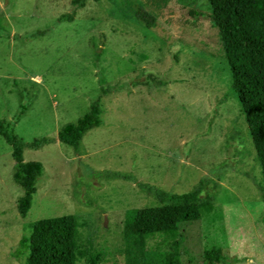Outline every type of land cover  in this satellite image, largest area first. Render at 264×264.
<instances>
[{"label": "rangeland", "instance_id": "rangeland-1", "mask_svg": "<svg viewBox=\"0 0 264 264\" xmlns=\"http://www.w3.org/2000/svg\"><path fill=\"white\" fill-rule=\"evenodd\" d=\"M71 7L0 0V119L26 143L53 138L23 148L24 161H40L43 171L20 216L22 189L0 135V264H23L13 253L25 223L62 214L76 215L94 259L76 264H123L124 211L158 204L135 181L181 193L199 179L202 193L211 191L200 217L173 234H145L147 260L163 264L178 239L183 264H205L199 255L213 246L227 261L208 264H264L260 166L205 0H86L72 20L57 21ZM148 74L163 84H130ZM101 85L112 89L101 95ZM96 98L100 125L77 150L60 142L59 128Z\"/></svg>", "mask_w": 264, "mask_h": 264}, {"label": "trees", "instance_id": "trees-1", "mask_svg": "<svg viewBox=\"0 0 264 264\" xmlns=\"http://www.w3.org/2000/svg\"><path fill=\"white\" fill-rule=\"evenodd\" d=\"M85 1L70 0L71 9L59 15L57 21L72 20L75 10L82 7ZM205 2L209 8L208 18L216 28L230 73V86L241 106L255 159L260 166L262 183L258 186V191L264 201V0ZM135 14L146 27H153L155 24L154 19L144 11L136 9ZM130 82L132 85L163 84L150 74L143 78H134ZM111 89V86L101 85L100 94L103 95ZM25 109L26 106L20 104L16 120ZM100 113L99 99L91 100L86 111L59 128L57 139L77 150L84 134L100 125ZM0 135L11 147L14 160L12 179L22 189V194L16 199V210L20 216H24L30 207L35 183L42 174L43 167L40 161H24L23 148H38L53 138L43 136L26 143L5 119H0ZM113 176L135 181L126 174ZM135 182L141 189L153 195L158 204L128 208L124 211L121 226L122 263L159 264L147 260L144 235L158 231L173 234L180 224L197 220L201 207L206 206L211 199V191L205 190L202 193L204 179H199L192 188L181 193L168 192L140 181ZM212 185L215 186L214 181ZM77 226L78 219L74 214L43 217L27 222L23 225L26 233L18 238L13 254L15 258L22 257L23 264H76L81 259L94 263L90 247L79 241ZM180 254V241L174 239L161 254L163 264H183ZM199 256L205 264L227 261V257L216 246L203 251Z\"/></svg>", "mask_w": 264, "mask_h": 264}]
</instances>
